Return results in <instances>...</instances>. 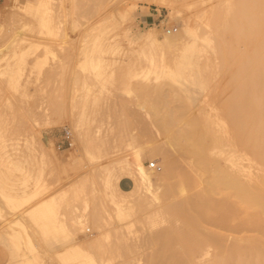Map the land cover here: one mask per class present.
Instances as JSON below:
<instances>
[{"label": "rangeland", "instance_id": "obj_1", "mask_svg": "<svg viewBox=\"0 0 264 264\" xmlns=\"http://www.w3.org/2000/svg\"><path fill=\"white\" fill-rule=\"evenodd\" d=\"M233 1L0 0V264H227L262 247L264 215L219 183L264 189L216 52L211 14ZM245 66L247 94L264 89Z\"/></svg>", "mask_w": 264, "mask_h": 264}, {"label": "bare ground", "instance_id": "obj_2", "mask_svg": "<svg viewBox=\"0 0 264 264\" xmlns=\"http://www.w3.org/2000/svg\"><path fill=\"white\" fill-rule=\"evenodd\" d=\"M257 2L259 1L234 0L225 8L215 9L211 14V19L215 24L218 22L222 24V30L217 32L220 47L216 52L228 62L227 68L231 79V96L229 95L230 98H227L226 107L228 109L230 128L234 132L236 142L255 159L263 162L264 139H260L258 135L260 132L262 133L259 130H262L264 127L259 109L264 105V89L258 86L257 90H252L248 95L244 80L246 62H249L251 73L253 75L255 74L257 78H260L264 74V22L260 18L259 22L261 25L256 30L255 20L251 15V8ZM256 33L259 34V39L255 41L254 35ZM173 40L175 39L173 38ZM249 40H251L249 45L250 49L246 56V54L240 51L239 46ZM170 41V39L165 38L166 44H170ZM256 107L257 111L255 112ZM204 138L206 139L207 137ZM208 139L210 144L218 143V140L214 139L213 136H209ZM136 161L139 180L150 184L152 180L151 176L142 166L141 160L136 159ZM165 174L167 175V173ZM219 183L223 189L237 190L235 198L237 199L238 205L244 211H254L259 215H264V189L260 183L257 182L255 187H250L247 183H241L237 176L228 178L225 175ZM188 206L189 202L187 200H182L173 205L171 208L173 218L178 220L187 211ZM194 236L195 234H189L187 239H192ZM261 244L262 247L258 250L254 247H249L247 250H237L229 253L227 264H264V240H262ZM191 246L192 248L187 245L185 247H189L187 249L193 251V248H197L198 242L193 240ZM217 260L211 263L220 264V260Z\"/></svg>", "mask_w": 264, "mask_h": 264}, {"label": "crops", "instance_id": "obj_3", "mask_svg": "<svg viewBox=\"0 0 264 264\" xmlns=\"http://www.w3.org/2000/svg\"><path fill=\"white\" fill-rule=\"evenodd\" d=\"M122 179H124V178H122ZM125 179H128V178H125ZM129 180H130V179H129ZM130 181H131V180H130ZM131 183H132V181H131ZM122 185H124V186L126 185V183H124L123 180L119 182V185H117V186L119 187L118 189H119L121 192H127V191L130 190V189L127 190L126 188H123ZM132 186H133V183H132ZM122 190H127V191H122Z\"/></svg>", "mask_w": 264, "mask_h": 264}, {"label": "built area", "instance_id": "obj_4", "mask_svg": "<svg viewBox=\"0 0 264 264\" xmlns=\"http://www.w3.org/2000/svg\"><path fill=\"white\" fill-rule=\"evenodd\" d=\"M149 167H150V168H153V167H154V164H150Z\"/></svg>", "mask_w": 264, "mask_h": 264}]
</instances>
